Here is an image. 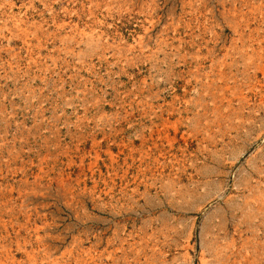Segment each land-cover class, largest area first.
I'll return each mask as SVG.
<instances>
[{"label": "rangeland", "instance_id": "obj_1", "mask_svg": "<svg viewBox=\"0 0 264 264\" xmlns=\"http://www.w3.org/2000/svg\"><path fill=\"white\" fill-rule=\"evenodd\" d=\"M0 264H264V0H0Z\"/></svg>", "mask_w": 264, "mask_h": 264}]
</instances>
